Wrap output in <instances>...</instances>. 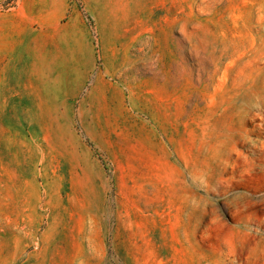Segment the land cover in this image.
<instances>
[{"label": "rangeland", "instance_id": "obj_1", "mask_svg": "<svg viewBox=\"0 0 264 264\" xmlns=\"http://www.w3.org/2000/svg\"><path fill=\"white\" fill-rule=\"evenodd\" d=\"M0 264H264V0H0Z\"/></svg>", "mask_w": 264, "mask_h": 264}]
</instances>
